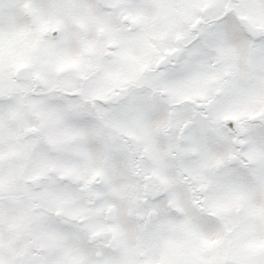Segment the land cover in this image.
<instances>
[{
	"label": "snow or ice",
	"instance_id": "1",
	"mask_svg": "<svg viewBox=\"0 0 264 264\" xmlns=\"http://www.w3.org/2000/svg\"><path fill=\"white\" fill-rule=\"evenodd\" d=\"M0 264H264V0H0Z\"/></svg>",
	"mask_w": 264,
	"mask_h": 264
}]
</instances>
